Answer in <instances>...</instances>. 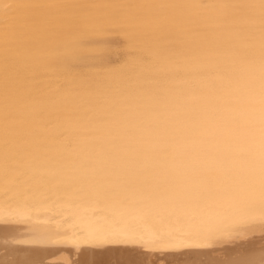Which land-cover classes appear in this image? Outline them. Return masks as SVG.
<instances>
[{"label": "bare ground", "instance_id": "obj_1", "mask_svg": "<svg viewBox=\"0 0 264 264\" xmlns=\"http://www.w3.org/2000/svg\"><path fill=\"white\" fill-rule=\"evenodd\" d=\"M0 264H264V0H0Z\"/></svg>", "mask_w": 264, "mask_h": 264}]
</instances>
